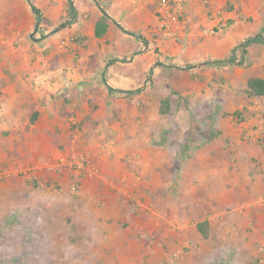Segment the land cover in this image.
<instances>
[{"label": "crops", "instance_id": "crops-1", "mask_svg": "<svg viewBox=\"0 0 264 264\" xmlns=\"http://www.w3.org/2000/svg\"><path fill=\"white\" fill-rule=\"evenodd\" d=\"M157 1L0 0L4 264H264V0Z\"/></svg>", "mask_w": 264, "mask_h": 264}, {"label": "built area", "instance_id": "built-area-1", "mask_svg": "<svg viewBox=\"0 0 264 264\" xmlns=\"http://www.w3.org/2000/svg\"><path fill=\"white\" fill-rule=\"evenodd\" d=\"M133 3L140 2L141 0H130ZM183 12V3L181 1L171 0H158L156 4V20L158 23L161 38L171 39L175 37L176 25L179 23L180 17ZM75 121L72 118V122ZM60 162L68 166L77 177L80 174H93L98 175L100 170L96 166L90 155L87 153L73 151L70 156L60 158ZM23 173L28 171L23 170ZM77 184H74V189H77Z\"/></svg>", "mask_w": 264, "mask_h": 264}, {"label": "rangeland", "instance_id": "rangeland-1", "mask_svg": "<svg viewBox=\"0 0 264 264\" xmlns=\"http://www.w3.org/2000/svg\"><path fill=\"white\" fill-rule=\"evenodd\" d=\"M164 100H168V99H164ZM164 100H163V106L161 108V112H162V109L164 107V103H165ZM203 115H204V113H203ZM20 175H21L20 178L23 179V180H29V181L32 180V179H30L31 178V175L28 177L29 171L26 172V173H23L22 172ZM142 219H144V216H142ZM143 224H144V221H143ZM141 225L142 224H141V220H140L139 223L137 224V227L139 228V227H141ZM123 227H125V224H124ZM135 230H136V227L135 226H133V227L127 226L126 229H125V231H127V235H131L132 232H135ZM5 233H7L6 230H5ZM10 234H12V231H11ZM8 237H7V234H6L5 241H3L2 239L0 240V242H1L0 243V258H1L0 259V264H4L3 263V259H4L3 256H5V262H6V260H8L11 257L15 256V253H13L14 251H12V250L17 248L16 247L17 244H18L17 232L13 233V235L8 236ZM130 237H129V239H130ZM139 239H141V238H139ZM106 240H107V243H109L110 240H109L108 237H107V239H105V241ZM112 240L114 241L115 239H112ZM3 242H5V252L3 251V244H2ZM113 244L115 245V241H114ZM112 248H113V246L107 247L108 250L106 252V258H105L106 262H104V263L102 262L101 264H117V263H113L112 262V258L113 257L115 258V260H117L118 264H127L128 262H130L129 257H128L129 253H128V250L127 249H122L121 252L120 251H115L114 252V251L111 250Z\"/></svg>", "mask_w": 264, "mask_h": 264}, {"label": "trees", "instance_id": "trees-1", "mask_svg": "<svg viewBox=\"0 0 264 264\" xmlns=\"http://www.w3.org/2000/svg\"><path fill=\"white\" fill-rule=\"evenodd\" d=\"M30 1V0H29ZM33 6V9L34 11L37 13L38 16H40V12H39V9L36 8L34 5ZM39 20H40V17H39ZM103 32L100 31V29H97V35L100 36L102 35ZM256 39L258 38H250L249 40H247L244 44H248L252 41H255ZM261 40L264 41V38H260ZM229 62H232V60H228ZM215 62H218V61H215ZM248 85H249V92H250V95H263L264 94V79L263 78H260V77H254V78H250L249 81H248ZM164 102H168V100H164ZM167 112V109L164 108L162 109V113H165ZM199 228H200V225H199ZM203 230V229H202ZM204 232V230H203ZM206 233V232H204Z\"/></svg>", "mask_w": 264, "mask_h": 264}]
</instances>
